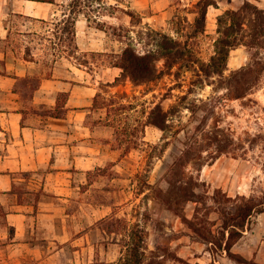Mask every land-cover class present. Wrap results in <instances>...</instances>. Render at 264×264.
I'll list each match as a JSON object with an SVG mask.
<instances>
[{"label": "rangeland", "instance_id": "rangeland-1", "mask_svg": "<svg viewBox=\"0 0 264 264\" xmlns=\"http://www.w3.org/2000/svg\"><path fill=\"white\" fill-rule=\"evenodd\" d=\"M248 1L264 8V0ZM244 2L174 0L170 19L151 26L140 12L129 16L126 1L77 0L75 9L82 8L91 21L95 14L100 16L103 22L98 26L107 32L104 39L109 50L80 55L79 60L92 61L97 68L104 65L108 73L97 105L103 119L115 127L120 164L131 178L130 192H121L120 197L130 202L119 206L114 217L129 218L130 231L118 224L117 233L107 230L109 234L99 237L95 264H264V214L252 218L251 227L231 249L245 262L229 257L224 249L214 247L213 251L203 238L210 230H219L220 211L233 203L228 196H248L264 187L263 152L260 147H248L247 139V132L253 136L264 131V31L254 25V13ZM207 3L204 18L201 10ZM232 12L244 23L233 34L236 46L225 56L218 40L231 24ZM258 21L264 25V12ZM58 24L51 36L57 42L62 34ZM160 33L179 45L169 43L171 48L164 49ZM47 34L43 29L41 39L28 36L27 40L33 39L30 47L55 52ZM67 36L66 44L55 45L57 51L65 49L66 55L75 53L71 31ZM127 46L139 54H153L159 77L136 83L126 75L118 65ZM166 52L177 55L171 68L165 66ZM75 59L71 60L79 61ZM60 64L66 66L69 60L63 58ZM96 67L88 63L87 68ZM252 81L256 85L249 93L236 97L235 88ZM156 106L160 113L152 112ZM128 232L130 236L125 235ZM118 238L121 242L113 244Z\"/></svg>", "mask_w": 264, "mask_h": 264}, {"label": "crops", "instance_id": "crops-1", "mask_svg": "<svg viewBox=\"0 0 264 264\" xmlns=\"http://www.w3.org/2000/svg\"><path fill=\"white\" fill-rule=\"evenodd\" d=\"M123 1L129 16L140 12L151 26L173 15L174 0ZM71 3L0 0V264L94 262L99 237L109 234L101 224L130 202L120 201L121 192H130L131 178L120 164L115 127L97 105L108 73L104 65L79 60L109 50L107 32L98 26L103 20L81 12L73 22L75 53L67 57L55 47L69 39L64 19ZM39 22L45 26L38 28ZM57 24L58 42L51 38ZM43 29L55 52L30 47L33 39L27 37L41 39Z\"/></svg>", "mask_w": 264, "mask_h": 264}, {"label": "trees", "instance_id": "trees-1", "mask_svg": "<svg viewBox=\"0 0 264 264\" xmlns=\"http://www.w3.org/2000/svg\"><path fill=\"white\" fill-rule=\"evenodd\" d=\"M46 1V0H44ZM52 1V0H48ZM77 0H72L71 6V12L69 16L64 19L65 25L64 30L67 32L72 33V38L74 35L73 30V22L75 21V15L79 14L80 12H83L82 8H79L78 10L75 9ZM200 5V2L198 3ZM209 5L207 3L204 8H202L201 13L203 14V17L205 18L206 14V8ZM245 7H250L252 9V12L255 16V23L254 25L259 27L260 32L264 31V25L259 24V19L262 17V14L264 12V8H261L257 6L256 4L250 3L248 0H245L244 5ZM233 13L232 22L229 26L225 27L224 30H222V35L218 40V43L221 44V52L227 56L230 49L234 46H236V36H233L235 32H238L243 27V21L240 20V17L236 15L235 12ZM200 18H196V21H199ZM162 38L165 40V43H161V46L164 49H170L171 45H167L169 43L179 45L177 41H175L173 38L168 36L165 33H160ZM166 58L165 66L172 67L175 64V58L177 57L176 54H172L171 52H166L164 54ZM157 58L151 54L150 52L145 54H139L137 53L136 49L132 46H127L123 52L120 54V66L124 73L126 75L130 76L133 81L136 83L145 82L153 80L161 74V71L157 68ZM238 73V71H235L233 73V77ZM231 76V77H232ZM256 82H247V84L243 88H235L236 91V97L243 98L245 97L249 91L256 85ZM158 111L161 112L160 106H156L153 109V113ZM149 123L163 127L161 122H158L156 120H151ZM248 136V147L257 146L260 147L262 150V154L260 157L264 158V131L261 129L259 132L254 133L253 136L249 132H247ZM262 162V161H261ZM264 164V161H263ZM217 193L220 192V190H216ZM195 195V192L194 194ZM193 197V196H192ZM187 199H192L191 197ZM227 200L233 201V203L229 206V208L222 209L221 212V220L222 224L220 225L219 230L216 232H213L210 230L209 236L205 235L203 238L206 240V242L211 243L213 246L211 249L214 251L215 248H221L224 249L227 252V255L231 258H235L238 261H246L243 260V258H240L239 256L235 255L232 252L233 245L237 242V240L243 235L244 231L249 229L251 227L252 218L256 216L257 214L264 212V187H262L258 192H253L250 195H237V197H231L228 196ZM103 223H105L104 229L108 231H116L115 228L118 226V224H123V226L128 227V222L125 218H110L105 220ZM125 227V228H126ZM197 231V230H196ZM139 264L142 262L138 261ZM88 264H95L94 262L88 263ZM214 264V263H212ZM250 264H254L253 262H250Z\"/></svg>", "mask_w": 264, "mask_h": 264}]
</instances>
